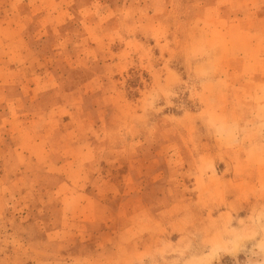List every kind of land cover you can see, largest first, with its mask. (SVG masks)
I'll use <instances>...</instances> for the list:
<instances>
[{
    "label": "rangeland",
    "instance_id": "374dc122",
    "mask_svg": "<svg viewBox=\"0 0 264 264\" xmlns=\"http://www.w3.org/2000/svg\"><path fill=\"white\" fill-rule=\"evenodd\" d=\"M17 1L0 264H264V0Z\"/></svg>",
    "mask_w": 264,
    "mask_h": 264
},
{
    "label": "crops",
    "instance_id": "0c3cea01",
    "mask_svg": "<svg viewBox=\"0 0 264 264\" xmlns=\"http://www.w3.org/2000/svg\"><path fill=\"white\" fill-rule=\"evenodd\" d=\"M19 6L21 7V3H19L17 0H6V1H1L0 0V7L7 8L6 10H12V9H15V8L17 10L19 8ZM8 13H9V11H6V13H3V14H8ZM3 14L0 13V18H1L0 21L1 22H2V20H4L2 18V17H4ZM6 19H7V17H5V20ZM19 21L20 20H18V22ZM2 34H4V33H1L0 32V35H2ZM10 40H12V39L3 38V36L2 37L0 36V42H3V41L9 42ZM13 53H15V52H12L11 54H13ZM12 69H13V67L12 66H9L7 64L0 65V74H6V77H7L6 79L1 80V82H0V88L4 91V92H2V96H4L3 97L4 100L5 99H9L11 97H14L10 93H13V95H15V93L19 92V89L20 90H23L24 89V83L15 80V77H16L15 76V73H16V71H15V69L14 70H12ZM18 100H19V97H16V102H18ZM45 118H47V117H45ZM54 118H57V116H54V117L53 116H50V117L48 116V119H54ZM3 119H5V118H1L0 117V121H3ZM40 119H41L40 118V115L38 117L37 116L35 117L34 115H32L27 120L32 123V122H37ZM30 132L34 135L32 137V139H31V142L32 141L36 142V141L44 140L45 139L44 138L45 137L44 135H36L37 133H40L41 132V130H39L38 128H31ZM60 138H61V141L62 142L63 141L65 142V138L63 136L62 137L60 136ZM49 143H51V146H52V142L49 141ZM12 148H14V146ZM71 148L75 149L76 148V145L74 146V144L72 143V144L68 145L65 148V150H69ZM89 152H91V151H88V153ZM52 153H53V151H52ZM74 159H75L74 157H72V156L70 157V161H69L70 163H69V166H68V170L70 168H72L73 165H75V162L76 161H74ZM91 159H94V157L91 158ZM29 161H30L29 158H25L24 161H23L24 164H21V166H24V168L28 167L26 165H27V163Z\"/></svg>",
    "mask_w": 264,
    "mask_h": 264
}]
</instances>
